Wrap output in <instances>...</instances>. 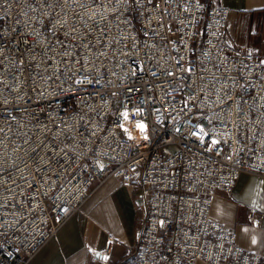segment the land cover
<instances>
[{
  "label": "built area",
  "instance_id": "built-area-1",
  "mask_svg": "<svg viewBox=\"0 0 264 264\" xmlns=\"http://www.w3.org/2000/svg\"><path fill=\"white\" fill-rule=\"evenodd\" d=\"M220 1L0 0V264L109 178L145 205L136 264H261L211 214L264 176V55L229 43Z\"/></svg>",
  "mask_w": 264,
  "mask_h": 264
},
{
  "label": "crops",
  "instance_id": "crops-1",
  "mask_svg": "<svg viewBox=\"0 0 264 264\" xmlns=\"http://www.w3.org/2000/svg\"><path fill=\"white\" fill-rule=\"evenodd\" d=\"M220 4L230 10L229 43L237 48L253 47L264 55V0H221ZM144 214L138 187L123 186L116 178L95 183L81 209L28 264H136L138 222ZM211 214L234 229L237 244L259 254L264 264V217L260 225L254 223L264 215V176L243 172L232 193L215 194ZM110 238L115 243L104 261L102 251Z\"/></svg>",
  "mask_w": 264,
  "mask_h": 264
},
{
  "label": "snow or ice",
  "instance_id": "snow-or-ice-1",
  "mask_svg": "<svg viewBox=\"0 0 264 264\" xmlns=\"http://www.w3.org/2000/svg\"><path fill=\"white\" fill-rule=\"evenodd\" d=\"M125 115H126V114H125ZM137 127H138L141 131H145V130H146V125L143 124V123L138 124ZM147 138H148L147 136L144 137V139H147ZM212 143H213V144H216V143H218V142L215 141V140H213ZM244 231L247 232L248 229L245 228ZM251 242H252L253 244H255V243H256L255 238H253ZM104 259L107 260L108 257H104Z\"/></svg>",
  "mask_w": 264,
  "mask_h": 264
}]
</instances>
